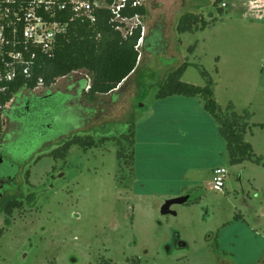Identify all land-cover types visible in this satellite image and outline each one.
<instances>
[{
  "label": "rangeland",
  "instance_id": "rangeland-1",
  "mask_svg": "<svg viewBox=\"0 0 264 264\" xmlns=\"http://www.w3.org/2000/svg\"><path fill=\"white\" fill-rule=\"evenodd\" d=\"M214 2H142L147 15L127 28L137 24L142 35L148 31L142 62L126 92L105 107L107 115L99 112L103 117L91 130L83 124L93 115L78 104L63 109L54 122L36 121L44 138L12 114L11 121L28 127L4 145L0 175L16 177L7 195L22 200L23 208L10 224L0 214V229L6 231L0 264H264V163L232 164L219 124L201 98H157L166 76L183 63L190 66L182 81L194 86L206 85V70L217 104L223 112L232 105L246 117V141L264 160V0H224V14ZM188 13L216 20L205 30L180 35L177 26ZM88 77L74 73L54 89L68 92L83 79L82 91ZM81 93L73 97L76 103ZM106 102L110 96H100L99 108ZM132 123L134 175L118 159L117 144L121 139L128 145L122 136ZM9 126L14 129L8 124L7 132ZM86 130L96 141L112 139L87 151L73 146L66 160L49 154L51 141ZM218 168L227 172L222 192L212 189ZM181 197L189 201L172 207L177 216L161 214L166 201Z\"/></svg>",
  "mask_w": 264,
  "mask_h": 264
},
{
  "label": "trees",
  "instance_id": "trees-1",
  "mask_svg": "<svg viewBox=\"0 0 264 264\" xmlns=\"http://www.w3.org/2000/svg\"><path fill=\"white\" fill-rule=\"evenodd\" d=\"M93 1H105L109 5L114 3V0ZM223 1L215 0L214 2V6L219 7L220 14L225 13L220 7ZM94 15L96 21L92 23L83 18L70 21V14L66 13L64 20L69 21L67 33L58 38L55 47L51 51H36L32 67V79L19 77L15 83L8 87L6 93L0 92V157H3L4 161V145L10 140L17 139L19 133L28 127L24 123H18L17 125L14 121H11L12 114H15L18 120L32 123L29 125L32 128L30 132H33L38 138H44L46 132L42 130L41 126H36L35 122L43 118H49L54 122L63 109L72 107V104L76 107L78 104L81 110L91 112L90 114L93 115L86 116L88 118L83 124L84 128L91 130V124L103 117L99 112L107 115L108 113L104 111L115 105V103H112L113 98L115 96L120 98L126 92L131 77L138 69L141 51L144 50L146 42V38L142 36V27L138 26L125 36L118 30V26L125 25L114 22V16L110 10L96 9ZM146 15L147 9L144 4L133 7L131 2L127 4V7L121 13V16L127 19H133L136 16L145 17ZM215 20L214 17L212 21ZM213 22L209 23L201 14L188 13L180 18L177 31L180 35L193 33L205 30ZM189 66L190 64L183 63L178 69L169 73L160 87L157 98L167 99L176 96L201 98L205 102V110L219 124L220 134L227 143L232 164L238 165L248 161L264 163V160L258 158L255 154L253 146L246 141L248 129L250 128L245 120L246 117L239 115L232 105L223 112L217 104L214 81L210 73L202 70V76L206 81L204 87L194 86L182 81ZM2 69L3 63L0 58V70ZM81 72H86L89 77L84 79L87 82L86 87L82 91H80V88L77 91V93L82 92L79 102L76 103V100H74L77 93L73 90L53 93V88L58 80L69 78L72 74ZM39 80L43 81L44 91L37 94L35 89ZM100 96H110L111 102L102 103V108H99L97 102ZM84 101L89 105L83 103ZM85 112L82 113L83 116ZM249 117L248 114V119H250ZM8 124H14V129L8 127L9 132L6 131ZM134 125V123L131 124L129 135L122 136L128 145L124 146L121 139H118L117 143L122 147L118 152V159L130 168L133 175L135 171ZM260 126L264 127V124ZM89 130L83 132L82 136L72 134L60 143L51 141L47 147H50L49 154L56 160H66L73 146L82 147L87 151L100 146V142L112 139L102 137L101 141H96L93 135L88 134ZM12 133L13 136L10 138ZM40 159L42 157H39L35 162L37 163ZM3 164L4 162L1 165ZM29 174L28 172L27 177H29ZM22 208V200L9 196L4 199L3 204L0 206V214L7 216V222L10 224V218L15 210H21ZM5 232V229H0V239L5 235ZM216 248L217 251L220 250L219 246Z\"/></svg>",
  "mask_w": 264,
  "mask_h": 264
},
{
  "label": "built area",
  "instance_id": "built-area-1",
  "mask_svg": "<svg viewBox=\"0 0 264 264\" xmlns=\"http://www.w3.org/2000/svg\"><path fill=\"white\" fill-rule=\"evenodd\" d=\"M143 1L114 0L109 5L105 1L92 0H0V58L3 63L0 92L6 93L19 77L32 79L36 51H51L58 38L67 33L69 21L64 20L66 13L70 14V21L83 18L94 23L95 10L108 9L114 16V22L125 25L118 26V30L126 36L138 27L135 24V27L127 30L129 23L139 21L141 17L127 19L121 13L128 3L136 7ZM38 90H43L42 80L38 81L35 92ZM226 176L224 169H216L212 189L222 192Z\"/></svg>",
  "mask_w": 264,
  "mask_h": 264
},
{
  "label": "water",
  "instance_id": "water-1",
  "mask_svg": "<svg viewBox=\"0 0 264 264\" xmlns=\"http://www.w3.org/2000/svg\"><path fill=\"white\" fill-rule=\"evenodd\" d=\"M4 162L3 157H0V165ZM189 201V197H181V198H174L166 201L164 205L161 208V214L163 216L167 215H174L177 216V213L172 210L173 206L177 205H184ZM183 247L186 246V244H182Z\"/></svg>",
  "mask_w": 264,
  "mask_h": 264
},
{
  "label": "flooded vegetation",
  "instance_id": "flooded-vegetation-1",
  "mask_svg": "<svg viewBox=\"0 0 264 264\" xmlns=\"http://www.w3.org/2000/svg\"><path fill=\"white\" fill-rule=\"evenodd\" d=\"M78 88V87H77ZM77 88H72L73 92L77 93L78 89ZM68 90L70 88L68 87ZM58 92H64L60 89H53V93H58ZM4 159V158H3ZM16 182V177L12 178L11 176H0V204L3 203L4 199L9 197L8 190L6 189L8 186L11 187V184H14Z\"/></svg>",
  "mask_w": 264,
  "mask_h": 264
},
{
  "label": "crops",
  "instance_id": "crops-1",
  "mask_svg": "<svg viewBox=\"0 0 264 264\" xmlns=\"http://www.w3.org/2000/svg\"><path fill=\"white\" fill-rule=\"evenodd\" d=\"M144 18V17H143ZM148 31L147 30H145V33H147ZM145 33H144V35H143V37L144 38H146V36L147 35H145ZM148 34V33H147ZM185 35V34H184ZM143 51H141V59H140V61H139V66H140V64H141V62H142V58H143ZM139 66H138V68H139ZM138 70V69H137ZM81 80H83V79H81ZM80 80V81H81ZM80 81H78L77 83H75V84H73L72 86H70L69 88H77V89H79L80 88ZM55 87V86H54ZM54 89V88H53ZM42 91H44V90H42ZM36 93V92H35ZM186 99H189V100H192V99H190V98H186ZM194 100V99H193ZM193 102V101H192ZM247 137V136H246Z\"/></svg>",
  "mask_w": 264,
  "mask_h": 264
}]
</instances>
